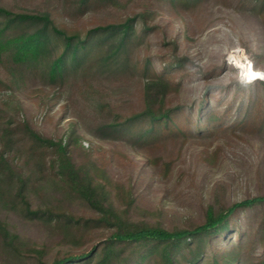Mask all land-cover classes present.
<instances>
[{"label": "trees", "instance_id": "1", "mask_svg": "<svg viewBox=\"0 0 264 264\" xmlns=\"http://www.w3.org/2000/svg\"><path fill=\"white\" fill-rule=\"evenodd\" d=\"M211 6L258 22L257 70L264 0H0V264H264V155L238 199L226 156L264 81L184 51Z\"/></svg>", "mask_w": 264, "mask_h": 264}, {"label": "rangeland", "instance_id": "2", "mask_svg": "<svg viewBox=\"0 0 264 264\" xmlns=\"http://www.w3.org/2000/svg\"><path fill=\"white\" fill-rule=\"evenodd\" d=\"M208 10L207 19L211 21L212 27L201 34H196L193 37V42L189 43L185 47L184 51L194 59V64L197 66H211L218 65L220 60L223 59L229 70L224 73V79L229 76L232 77L234 71L237 76L244 82H252L247 78L250 75V70L255 74L264 75V58L259 60L260 67L253 68L252 60L249 55L239 46L240 38H245L250 47H254L259 41V28L258 22L254 19L237 15L227 10L219 9L211 6ZM248 65L251 67L249 69ZM245 73V75H244ZM259 80V79H255ZM264 81V80H261ZM191 92H189L190 94ZM27 112L31 109L29 104H26ZM52 114L45 122H42V115L38 114L35 118L36 125L45 131L46 133L52 132L53 117ZM42 123V124H41ZM65 124L59 126V131H62ZM57 130V132H59ZM86 144V145H84ZM83 147L87 148L88 144L86 141L82 143ZM262 152L264 155V143L256 141H249V143L239 142L235 147L228 148L226 156L231 160L232 167L238 175H240L239 182L232 184L234 191L233 199H238L244 187L246 181L250 177L256 158L257 153ZM232 169V170H233ZM153 191V190H152ZM151 191V193H152ZM151 193L149 194L151 197ZM154 198V195L153 197ZM25 235L29 239H37L41 235L36 230H25Z\"/></svg>", "mask_w": 264, "mask_h": 264}, {"label": "built area", "instance_id": "3", "mask_svg": "<svg viewBox=\"0 0 264 264\" xmlns=\"http://www.w3.org/2000/svg\"><path fill=\"white\" fill-rule=\"evenodd\" d=\"M249 69L251 68L249 65H248ZM245 75V73H244ZM246 76V75H245ZM247 78L251 79V80H255V79H259V80H264V75L258 73L257 75L255 76H247ZM86 145V144H84Z\"/></svg>", "mask_w": 264, "mask_h": 264}, {"label": "bare ground", "instance_id": "4", "mask_svg": "<svg viewBox=\"0 0 264 264\" xmlns=\"http://www.w3.org/2000/svg\"><path fill=\"white\" fill-rule=\"evenodd\" d=\"M250 75H251V76H255V75H257V74L253 73V72L250 70Z\"/></svg>", "mask_w": 264, "mask_h": 264}]
</instances>
